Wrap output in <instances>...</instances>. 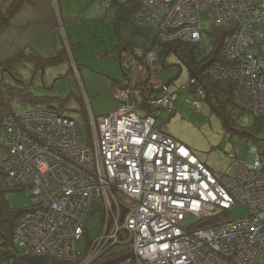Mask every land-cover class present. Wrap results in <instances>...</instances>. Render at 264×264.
Listing matches in <instances>:
<instances>
[{"label":"built area","instance_id":"1","mask_svg":"<svg viewBox=\"0 0 264 264\" xmlns=\"http://www.w3.org/2000/svg\"><path fill=\"white\" fill-rule=\"evenodd\" d=\"M139 2L132 21L156 36L138 64L145 79L136 89L130 82L117 85V108L90 114L92 144L74 118L49 107L3 117V180L29 192L32 201L17 218L13 243L24 255L81 259L79 264H92L115 247L121 256L110 264H264V148H243L229 171L216 175L190 147L156 126L162 109L175 110L179 92L152 79V71L164 67L161 41L212 50L202 20L208 10L212 27L229 32L221 49L225 61H213L205 74L232 81V104L264 116V34L256 31L264 23V0ZM182 88L201 108L207 93L197 78L190 75ZM236 203L247 204L248 214L228 218ZM92 213L99 232L82 251L76 243L87 238ZM187 216L196 221L187 225Z\"/></svg>","mask_w":264,"mask_h":264},{"label":"rangeland","instance_id":"2","mask_svg":"<svg viewBox=\"0 0 264 264\" xmlns=\"http://www.w3.org/2000/svg\"><path fill=\"white\" fill-rule=\"evenodd\" d=\"M117 1L121 3L124 0ZM210 17V11L202 12L206 32L213 28ZM256 31L264 34V23L257 24ZM153 34L148 26L120 20L116 4L107 7L103 0H0V61L13 58L21 51L27 55L36 54L37 57L42 54L51 59L46 62L51 66L42 77L31 78V65L22 70L25 76L31 73L27 84L33 82L23 88L27 87L26 91L34 95H48L51 97L49 100L22 101L18 96L19 90L9 87L19 84L14 75L6 73L3 82L0 79V91L2 95H8L11 103L4 107L5 113L19 114L26 108L37 107L55 109L74 118L81 127L84 139L92 144L90 114L98 116L117 108L116 86L112 84V78L130 82L131 89H136L139 82L145 79L143 72L138 70L139 62L129 50L141 53L142 46ZM121 43L124 47L120 51ZM59 51L62 53L58 57ZM120 52H123L124 59L127 58L129 78L121 68ZM165 57V66L160 72L153 70L152 79L169 83L170 89L179 93L175 110L162 109L156 126L190 147L216 175L229 171L242 148L258 144L264 148V120L258 121L253 113L233 105L225 94L219 98L220 101L224 99V103L211 96L209 100L202 99L201 108H195L193 99L197 97L182 88L191 75L188 66L175 53ZM25 61L34 63L33 60ZM4 137L5 125L1 124L0 169L8 154ZM31 202L29 192L9 188L0 174L1 210H21ZM248 212L247 204L236 203L226 213L228 218H237ZM195 221L193 216L186 218L187 225ZM87 227L88 238L82 237L76 243L82 251L86 249L88 240L99 232V222L94 213L90 215Z\"/></svg>","mask_w":264,"mask_h":264},{"label":"trees","instance_id":"3","mask_svg":"<svg viewBox=\"0 0 264 264\" xmlns=\"http://www.w3.org/2000/svg\"><path fill=\"white\" fill-rule=\"evenodd\" d=\"M114 4H116L117 6L118 18L120 20L127 19V20H130L131 22H132L133 14L138 10L140 6L139 0L123 1L121 3H118V1H116L112 5ZM228 32L229 30L227 27H214L211 29L210 32H207L211 36L210 42H211V45H213L212 50L210 49L209 51H203L198 45V43L179 41V40H174V41H169V42L161 41L159 43L160 45L159 58L162 62H164V66H165V61H166V59H164L166 58L165 56L169 55L170 53H175L188 66L191 75H195L198 83H201L206 89V93H207V96L205 98L206 100L211 99V96H213L214 98H216V100L218 99L217 101L219 103H224V101H222L224 99H222L221 101L220 99H221L222 94H225L228 96L229 101H231L232 100L231 90H232L234 83L230 80L223 81V82L214 81L205 74L206 67L213 61L215 60L225 61V58L221 54V49H222L224 37ZM154 42H156L155 33L153 34V37L148 41L147 44L144 43L141 49V53L134 52L135 54L133 55L136 57L139 64L144 62L145 57L151 50ZM122 44L123 43H121L119 47L120 51L124 47V45ZM120 57H121V63H122V68L124 72H127L126 68H128V70L130 71L129 67L125 66L124 65L125 63L122 61V57H124L123 52L122 53L120 52ZM24 59L34 61V63L32 62L34 73L38 72V68L40 66H43V67L46 65L50 66V64H47L46 62L51 60V59L42 57L40 55H38L37 57L36 54L27 55L25 54V52H22V51L20 52V54L16 55L13 58L7 57L6 59H1L0 68H6L10 74L14 75L15 79H17L16 81L22 82L21 84H18V86L10 85L9 87L19 90L18 96L21 97L19 99H21L22 101L49 100L51 97H49L48 95H44V96L34 95L33 93L26 91L27 87L23 88L24 85L26 86L30 84L32 85L33 82H30L29 84H27L26 80H18L17 74H16L17 65L26 63L27 61H25ZM34 78L35 77H33V79ZM29 96H31L32 98H30ZM10 105L11 103H10V98H8V95H6V93L2 95L0 91V125L2 124L3 117L7 114L5 113L4 107L10 106ZM221 107H223V105H221ZM222 116L225 117L226 114L223 113ZM254 116L258 121L264 120V116H256V115ZM79 128L81 129L80 126ZM90 130L91 128L89 129V132ZM249 134L251 136L253 135V133H249ZM256 146H258L259 148L261 147L263 148V146L259 144ZM3 173L4 172L2 169V165H1L0 174L3 175ZM30 208H31V205L21 210L13 209V210L4 211V210H1L0 208V261L4 259L12 258L13 259L12 264H79L81 262V259L74 261V262L61 261V260H57V259L50 258V257L24 255L20 249H17L16 245L13 243V231H14L15 223L19 215ZM120 256L121 255H117V253L115 252L104 254L101 257H99L97 260H95L93 263L94 264H110L111 262H114L116 259H118Z\"/></svg>","mask_w":264,"mask_h":264},{"label":"crops","instance_id":"4","mask_svg":"<svg viewBox=\"0 0 264 264\" xmlns=\"http://www.w3.org/2000/svg\"><path fill=\"white\" fill-rule=\"evenodd\" d=\"M133 23V22H132ZM150 40V39H149ZM149 40H147L146 42H145V44H147L148 43V41ZM133 51H135V50H132L131 51V49L129 50V53H130V55H133L132 53H134ZM39 53V52H38ZM61 53H62V51H59L58 53H57V56H61ZM40 56H42V57H45V58H49V57H46L45 55H42V54H40ZM61 58V57H60ZM135 59H136V57H135ZM137 60V59H136ZM119 61H120V64H121V68H122V63H121V57H120V55H119ZM122 61L125 63L124 65L125 66H127L126 65V63H127V58H125V59H123V57H122ZM27 65H31V67H32V69H31V73H32V76H31V78L33 79V77H35L34 79H36L37 78V76H39V77H42V75H44L45 74V71L47 70V68L48 67H50V66H48V65H46V66H40L39 68H38V72L35 74L34 73V71H33V65H32V63H29V62H26V63H22V64H20V65H17V72H16V74H17V78H18V80H26L27 81V79L30 77V75H31V73L29 74V75H27V76H25V75H23V69H24V67L25 66H27ZM127 69V72H124V70H123V68H122V70H123V72H124V75H126V77L127 78H129L130 76H129V73L130 72H128L129 70H128V68H126ZM6 73H9V71H7L6 70ZM10 74V73H9ZM113 79V81H112V84L113 85H115V86H117V85H120V84H122V83H125L123 80H121V79H117V78H112ZM15 80H17V79H15ZM22 82H20L19 81V84H21ZM41 96H44V95H41ZM103 114H105V113H103ZM100 115H102V114H100ZM245 148V147H244ZM243 149V148H242ZM241 149V150H242ZM240 150V151H241ZM240 151H239V153H240Z\"/></svg>","mask_w":264,"mask_h":264},{"label":"flooded vegetation","instance_id":"5","mask_svg":"<svg viewBox=\"0 0 264 264\" xmlns=\"http://www.w3.org/2000/svg\"><path fill=\"white\" fill-rule=\"evenodd\" d=\"M6 68H0V79H1V81L4 79V76L6 75ZM8 71V70H7Z\"/></svg>","mask_w":264,"mask_h":264},{"label":"bare ground","instance_id":"6","mask_svg":"<svg viewBox=\"0 0 264 264\" xmlns=\"http://www.w3.org/2000/svg\"><path fill=\"white\" fill-rule=\"evenodd\" d=\"M155 90H157V88H155ZM59 260V259H57ZM61 261H69V262H74V261H77V260H61Z\"/></svg>","mask_w":264,"mask_h":264},{"label":"clouds","instance_id":"7","mask_svg":"<svg viewBox=\"0 0 264 264\" xmlns=\"http://www.w3.org/2000/svg\"><path fill=\"white\" fill-rule=\"evenodd\" d=\"M111 6V5H110ZM107 7H109V6H107ZM133 22V21H132ZM134 24V23H133ZM247 147V146H246ZM2 168H3V163H2ZM4 172V171H3Z\"/></svg>","mask_w":264,"mask_h":264}]
</instances>
